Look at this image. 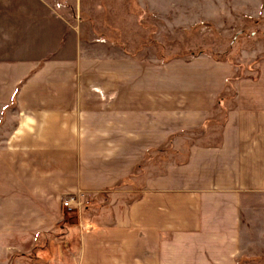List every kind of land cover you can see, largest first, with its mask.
I'll use <instances>...</instances> for the list:
<instances>
[{
	"label": "crops",
	"instance_id": "0c3cea01",
	"mask_svg": "<svg viewBox=\"0 0 264 264\" xmlns=\"http://www.w3.org/2000/svg\"><path fill=\"white\" fill-rule=\"evenodd\" d=\"M249 1L264 16V0ZM117 51L42 0H0V241L24 257L59 227L75 264H239L244 201L264 194V62L235 84L221 146L199 137L185 164H149L159 173L144 187L113 188L149 150L203 127L234 74L208 55ZM77 193L90 204L72 223L60 204Z\"/></svg>",
	"mask_w": 264,
	"mask_h": 264
},
{
	"label": "rangeland",
	"instance_id": "374dc122",
	"mask_svg": "<svg viewBox=\"0 0 264 264\" xmlns=\"http://www.w3.org/2000/svg\"><path fill=\"white\" fill-rule=\"evenodd\" d=\"M42 1L73 28L79 27L85 42L106 41L118 53L164 61L208 55L239 64L233 71L244 78H255L264 62V16L256 13L261 4L249 0H65L67 5L62 0ZM154 10L165 14L156 17ZM187 137L177 138L173 144L178 151L173 158L176 161L186 158ZM212 141L213 137H201L197 144ZM158 173L154 167L148 170V176ZM143 181L139 179V185ZM68 197L62 196L60 207ZM67 212L72 223L83 220L77 211ZM242 220L240 263L264 264V194L244 201ZM59 231L57 227L41 232L43 237L38 234L36 252L24 257L22 243L4 238L0 241V264H33L35 259L37 264H45L53 260V254L62 255L65 264H75L67 253L71 247L62 237L57 238Z\"/></svg>",
	"mask_w": 264,
	"mask_h": 264
},
{
	"label": "trees",
	"instance_id": "16d2710c",
	"mask_svg": "<svg viewBox=\"0 0 264 264\" xmlns=\"http://www.w3.org/2000/svg\"><path fill=\"white\" fill-rule=\"evenodd\" d=\"M61 2L67 5L65 0H62ZM229 63L235 70L240 66L235 62ZM243 78L244 77H242L237 71H235L233 76H231L227 82L226 90L217 99L213 114L210 118L207 119L203 127L197 130L182 133L193 136L190 141L185 142L187 144L186 148H190L193 142H195L199 137H213V141L211 143L213 147H218L222 145V134L225 124L227 122L228 113L237 106V92L235 84ZM20 87L21 85L18 87V91L20 90ZM17 93L15 95L13 107H16L17 105ZM177 136L179 135L176 134L170 136L164 147L149 150L145 155L143 162L140 163L137 167H135L132 174L129 177L120 181L113 188H122L124 186H130L133 189H136L144 187L140 186L138 182L139 179L141 180L142 178H144L145 180L146 176L148 175L145 168L149 164L157 165L159 170L161 171L160 174H163L166 171V167L171 164L170 159L172 160L173 158H175V155L178 154V152L175 151L173 148V141ZM188 155L189 154H186V159L182 161H176L175 159H173V161L176 164L183 165L186 163ZM239 264H241L240 260Z\"/></svg>",
	"mask_w": 264,
	"mask_h": 264
},
{
	"label": "built area",
	"instance_id": "2783aa9c",
	"mask_svg": "<svg viewBox=\"0 0 264 264\" xmlns=\"http://www.w3.org/2000/svg\"><path fill=\"white\" fill-rule=\"evenodd\" d=\"M90 204L88 198L86 195L82 193H77L74 195H70L63 203V207L69 211H79L80 209H83L85 206H88Z\"/></svg>",
	"mask_w": 264,
	"mask_h": 264
}]
</instances>
